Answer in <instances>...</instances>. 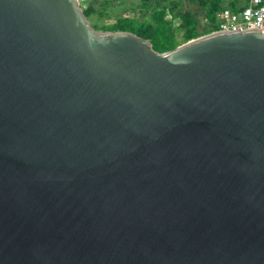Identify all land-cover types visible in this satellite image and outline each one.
<instances>
[{"label": "water", "instance_id": "95a60500", "mask_svg": "<svg viewBox=\"0 0 264 264\" xmlns=\"http://www.w3.org/2000/svg\"><path fill=\"white\" fill-rule=\"evenodd\" d=\"M0 264H264V32L0 0Z\"/></svg>", "mask_w": 264, "mask_h": 264}, {"label": "trees", "instance_id": "16d2710c", "mask_svg": "<svg viewBox=\"0 0 264 264\" xmlns=\"http://www.w3.org/2000/svg\"><path fill=\"white\" fill-rule=\"evenodd\" d=\"M249 1L233 0L228 6L240 11ZM242 2L245 5L240 7ZM81 4L86 17L93 22L92 26L97 31L133 33L150 41L159 53L172 51L189 41L217 32L216 15L227 6L225 0H144L141 14L145 18L122 17L108 24L103 20L104 14L97 7L96 0H83ZM103 4H110V0ZM184 5L198 6L203 11L206 23L202 25L198 11L182 10ZM168 15L172 18L168 19Z\"/></svg>", "mask_w": 264, "mask_h": 264}, {"label": "built area", "instance_id": "2783aa9c", "mask_svg": "<svg viewBox=\"0 0 264 264\" xmlns=\"http://www.w3.org/2000/svg\"><path fill=\"white\" fill-rule=\"evenodd\" d=\"M83 1V0H79ZM217 32L243 31L256 29L264 32V0H250L240 11L223 8L216 15Z\"/></svg>", "mask_w": 264, "mask_h": 264}, {"label": "rangeland", "instance_id": "374dc122", "mask_svg": "<svg viewBox=\"0 0 264 264\" xmlns=\"http://www.w3.org/2000/svg\"><path fill=\"white\" fill-rule=\"evenodd\" d=\"M85 1V0H84ZM105 1L109 0H96L97 7H100V11L103 16V20H106L108 24L113 23L117 18L130 17V18H145V15H142L141 4L144 0H123L120 4L118 0H110V4H103ZM120 1V0H119ZM229 1V0H227ZM233 1H231L232 3ZM103 4V6H101ZM226 7H229L228 5ZM230 8V7H229ZM193 9L198 11L199 19L202 22V25L206 23V20L203 15V11L198 9V6L184 5L182 10ZM171 15H168V19H171ZM91 25L92 21L89 20Z\"/></svg>", "mask_w": 264, "mask_h": 264}, {"label": "crops", "instance_id": "0c3cea01", "mask_svg": "<svg viewBox=\"0 0 264 264\" xmlns=\"http://www.w3.org/2000/svg\"><path fill=\"white\" fill-rule=\"evenodd\" d=\"M225 1H226V4L229 5L231 3V1H233V0H229V1L225 0ZM122 2H123V0H120V1L118 0V3L121 4ZM243 5H245L243 2L239 4L240 7Z\"/></svg>", "mask_w": 264, "mask_h": 264}]
</instances>
